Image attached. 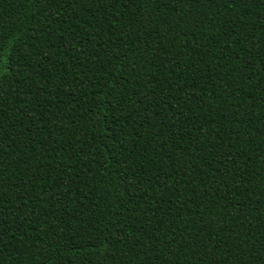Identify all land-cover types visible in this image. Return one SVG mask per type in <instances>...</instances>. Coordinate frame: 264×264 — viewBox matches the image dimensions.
<instances>
[{
	"label": "trees",
	"instance_id": "trees-1",
	"mask_svg": "<svg viewBox=\"0 0 264 264\" xmlns=\"http://www.w3.org/2000/svg\"><path fill=\"white\" fill-rule=\"evenodd\" d=\"M0 264H264V0H0Z\"/></svg>",
	"mask_w": 264,
	"mask_h": 264
}]
</instances>
